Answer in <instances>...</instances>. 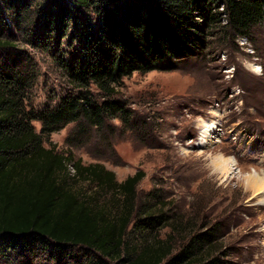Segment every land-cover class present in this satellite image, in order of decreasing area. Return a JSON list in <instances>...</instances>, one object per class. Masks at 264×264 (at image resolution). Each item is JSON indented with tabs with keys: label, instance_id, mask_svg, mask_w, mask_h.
I'll list each match as a JSON object with an SVG mask.
<instances>
[{
	"label": "trees",
	"instance_id": "1",
	"mask_svg": "<svg viewBox=\"0 0 264 264\" xmlns=\"http://www.w3.org/2000/svg\"><path fill=\"white\" fill-rule=\"evenodd\" d=\"M263 19L264 0H0V264H220L219 224L168 212L153 190L141 204L142 172L117 182L44 137L79 119L84 130L125 123L128 110L111 100L123 78L200 57L221 34L249 40ZM14 34L46 51L55 43L78 93L29 109L34 65Z\"/></svg>",
	"mask_w": 264,
	"mask_h": 264
},
{
	"label": "rangeland",
	"instance_id": "2",
	"mask_svg": "<svg viewBox=\"0 0 264 264\" xmlns=\"http://www.w3.org/2000/svg\"><path fill=\"white\" fill-rule=\"evenodd\" d=\"M14 36L34 65V84L25 95L29 109L50 110L78 93L55 43L46 51ZM219 36L221 44L215 39L202 56L177 61L171 70L123 78L111 100L128 110L125 123L116 117L99 130H84L79 119L44 137V146L83 165L100 164L117 182L142 172L138 202L148 201L153 190L168 212L197 225L219 224L220 264H264V195L254 197L244 177L255 172L264 178V19L249 40L229 44ZM59 48L67 50V38ZM90 93L107 100L95 88ZM32 126L39 134L40 123ZM72 187L90 191L80 183Z\"/></svg>",
	"mask_w": 264,
	"mask_h": 264
},
{
	"label": "bare ground",
	"instance_id": "3",
	"mask_svg": "<svg viewBox=\"0 0 264 264\" xmlns=\"http://www.w3.org/2000/svg\"><path fill=\"white\" fill-rule=\"evenodd\" d=\"M230 162L232 163V161ZM223 166H224L223 170L225 172H228L230 170L229 167L226 166L225 164ZM244 177H245V186L250 192H252V194H255L254 197L258 195L260 196V194L264 195V178L260 177L259 174L257 175L255 172L253 174L249 173ZM260 203H263L264 205L263 201Z\"/></svg>",
	"mask_w": 264,
	"mask_h": 264
}]
</instances>
